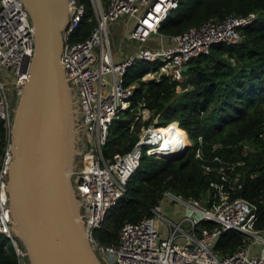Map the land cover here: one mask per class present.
I'll return each instance as SVG.
<instances>
[{
	"label": "built area",
	"instance_id": "built-area-1",
	"mask_svg": "<svg viewBox=\"0 0 264 264\" xmlns=\"http://www.w3.org/2000/svg\"><path fill=\"white\" fill-rule=\"evenodd\" d=\"M179 0H90L95 24L88 36L73 40V34L85 14L80 0H68V19L61 32L60 63L75 92L82 125V159L74 176V186L85 213L86 234L102 264H264V227L258 221L255 203L238 195L242 188L243 158L226 160L213 144L210 153L202 148L201 137L193 156L201 163L204 174L212 175L204 201L185 200L166 191L151 208V214L137 221L122 224L116 243L104 245L95 240L99 228L111 208L124 195L126 184L143 153L162 158L191 147L186 132L172 121L164 126H144L138 140L125 153L110 158L102 147L109 126L121 110L130 107L133 86H124L123 74L133 59L160 62L157 71L143 78L158 80L164 74L173 82L183 79V67L198 55L208 54L217 43L236 44L244 27L254 14L228 15L221 20L210 19L198 27L165 37L157 33L160 22ZM122 17L133 20L128 37L145 42L157 33L155 47H140L137 52L119 61L113 59L109 26ZM157 43V44H156ZM34 54V28L20 0H0V120L8 130L13 98L29 78ZM142 78V79H143ZM179 90V85L176 86ZM135 120L150 115L139 104ZM147 117V118H148ZM264 143V131L258 139ZM252 140L240 141L241 157L252 151ZM233 147V145H232ZM183 154V155H184ZM163 159V158H162ZM9 143L0 163V234L9 238L17 264H28L26 252L11 232L10 208L6 192ZM166 200L179 202L182 218H167ZM188 211V213H186ZM195 215H199L195 218ZM186 224V228L183 227ZM227 232L240 235V243L232 250H222L219 238Z\"/></svg>",
	"mask_w": 264,
	"mask_h": 264
},
{
	"label": "trees",
	"instance_id": "trees-1",
	"mask_svg": "<svg viewBox=\"0 0 264 264\" xmlns=\"http://www.w3.org/2000/svg\"><path fill=\"white\" fill-rule=\"evenodd\" d=\"M80 1L85 5V14L73 40L86 38L95 24L90 0ZM107 1L101 0L103 5ZM250 13L255 16L244 27L240 41L214 44L208 54L191 58L180 83L164 74L158 80H142L147 73L157 71L160 62L135 58L126 67L123 84L133 86V95L130 107L121 110L109 126L102 147L104 156L110 158L129 151L138 140L141 124L164 126L175 121L186 132L191 147L178 160L149 156L143 151L124 195L93 232L99 243H116L122 224L149 216L166 191L185 200H205L213 176L204 174L201 163L193 156L198 137L205 153H210L213 144H221L223 148L216 153L222 158H243L242 188L238 195L255 203L256 227H264V143L257 140L264 131V0H179L177 8L160 22L157 33L171 37L210 19ZM14 101L13 98L12 106ZM141 103L150 116L134 122ZM246 140H252L254 148L241 157L237 143ZM7 146L8 130L0 120V163ZM240 238L237 233H224L218 246L230 251L239 245ZM0 264H17L10 240L4 234H0Z\"/></svg>",
	"mask_w": 264,
	"mask_h": 264
},
{
	"label": "water",
	"instance_id": "water-1",
	"mask_svg": "<svg viewBox=\"0 0 264 264\" xmlns=\"http://www.w3.org/2000/svg\"><path fill=\"white\" fill-rule=\"evenodd\" d=\"M20 1L34 28V54L8 128L10 229L28 264H102L86 234L73 184L82 125L75 92L60 63L68 0ZM183 154L162 158L178 160Z\"/></svg>",
	"mask_w": 264,
	"mask_h": 264
},
{
	"label": "rangeland",
	"instance_id": "rangeland-1",
	"mask_svg": "<svg viewBox=\"0 0 264 264\" xmlns=\"http://www.w3.org/2000/svg\"><path fill=\"white\" fill-rule=\"evenodd\" d=\"M94 15V14H93ZM133 27V26H132ZM131 32V29H130V31L128 32V33H126V35H125V38H124V41H125V43L123 44V46H120V44L121 43H119V40L117 39V41H114V42H112V40H111V46H112V51H113V53L114 54H118V53H120V52H122V50H123V47H125L127 44H128V42L127 41H129V43H133V44H137L138 43V47L140 48V47H142V46H144V47H150V48H152V47H154V45H155V43H154V39L155 38H157L158 37V34L157 33H151L150 35H149V39L148 40H146L145 42H138V41H136V40H132V39H130L129 37H128V35H129V33ZM128 40H127V39ZM120 39V38H119ZM157 45H155V47H156ZM138 48V49H139ZM124 51V50H123ZM137 52V50L135 51V52H133V53H131L129 56H132V55H134L135 53ZM149 78H143L142 80L144 81H147ZM14 104H15V101H14ZM13 107V106H12ZM150 116V115H149ZM148 116H144V118H139L138 119V121H145L146 119H148L147 118ZM134 122H135V116H134ZM139 123H141V122H139ZM133 128V125L131 126V129ZM142 128H143V125L141 124V125H139V129H138V131H137V134L139 135V133L141 132V130H142ZM252 148H254V145L253 146H251ZM81 159H82V154H80L78 157H77V170H78V167L80 166V162H81ZM73 184H74V177H73ZM166 201H168V202H166L165 204H163V206L164 205H167V206H165V209H164V212H162L167 218H169V219H175V216L177 217H179V219L180 218H182V215H183V212L181 211V210H179L178 208H180L179 207V202H177L176 200H166ZM172 214H175V216L174 215H172ZM183 227L184 228H186V224H183Z\"/></svg>",
	"mask_w": 264,
	"mask_h": 264
},
{
	"label": "crops",
	"instance_id": "crops-1",
	"mask_svg": "<svg viewBox=\"0 0 264 264\" xmlns=\"http://www.w3.org/2000/svg\"><path fill=\"white\" fill-rule=\"evenodd\" d=\"M132 26H133V20L131 18H128V17H122L119 20L110 24L109 32H110L112 42L117 41V39H118L119 43H121L120 46H123V44L125 43V41H124L125 35H126V33H128L130 31V29H132ZM129 41H127L128 44L125 47H123L124 51L122 50V52H120L118 54L113 53V59L115 61H119L123 58H126L131 53L138 50V48H139L138 43L133 44V43H129ZM154 43H155V39H154Z\"/></svg>",
	"mask_w": 264,
	"mask_h": 264
}]
</instances>
